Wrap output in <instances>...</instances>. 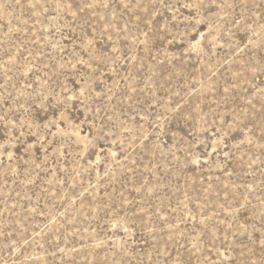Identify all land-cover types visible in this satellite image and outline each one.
<instances>
[{
	"label": "rangeland",
	"instance_id": "obj_1",
	"mask_svg": "<svg viewBox=\"0 0 264 264\" xmlns=\"http://www.w3.org/2000/svg\"><path fill=\"white\" fill-rule=\"evenodd\" d=\"M0 264H264V0H0Z\"/></svg>",
	"mask_w": 264,
	"mask_h": 264
}]
</instances>
